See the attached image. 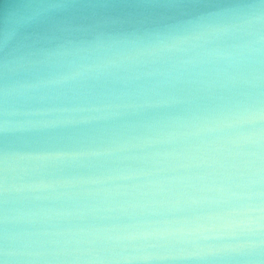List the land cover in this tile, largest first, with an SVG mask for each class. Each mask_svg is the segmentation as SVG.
<instances>
[{
  "label": "clouds",
  "instance_id": "obj_1",
  "mask_svg": "<svg viewBox=\"0 0 264 264\" xmlns=\"http://www.w3.org/2000/svg\"><path fill=\"white\" fill-rule=\"evenodd\" d=\"M0 264H264V0H0Z\"/></svg>",
  "mask_w": 264,
  "mask_h": 264
}]
</instances>
